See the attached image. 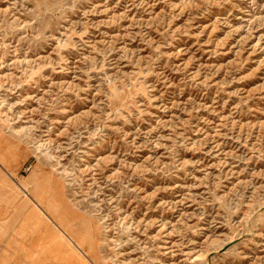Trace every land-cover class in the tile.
I'll use <instances>...</instances> for the list:
<instances>
[{"label": "rangeland", "instance_id": "obj_1", "mask_svg": "<svg viewBox=\"0 0 264 264\" xmlns=\"http://www.w3.org/2000/svg\"><path fill=\"white\" fill-rule=\"evenodd\" d=\"M0 264H264V0H0Z\"/></svg>", "mask_w": 264, "mask_h": 264}, {"label": "bare ground", "instance_id": "obj_2", "mask_svg": "<svg viewBox=\"0 0 264 264\" xmlns=\"http://www.w3.org/2000/svg\"><path fill=\"white\" fill-rule=\"evenodd\" d=\"M33 195H35V197L37 196V194H35L34 192H33ZM29 198H30V200H31L32 202H34V201H35V200H34V198H33V196H32V197H29ZM56 213H57V212H56ZM70 224H72V222H71V221L69 222V225H70Z\"/></svg>", "mask_w": 264, "mask_h": 264}]
</instances>
